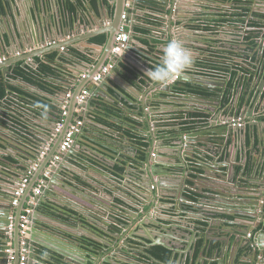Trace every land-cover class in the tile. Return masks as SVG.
<instances>
[{"label": "water", "instance_id": "1", "mask_svg": "<svg viewBox=\"0 0 264 264\" xmlns=\"http://www.w3.org/2000/svg\"><path fill=\"white\" fill-rule=\"evenodd\" d=\"M8 3V10H13L14 3L13 0H5ZM133 5L137 3L138 0H132ZM45 0H43V4ZM126 0H116V14L112 21H116L113 24V27H118L117 29H109V39L105 46H102L104 56L99 58L97 64L93 67H97L92 71L86 74V77L76 84V89L74 94L69 98L70 106L66 109V114L62 118H58L56 115H61L63 113L62 106L64 100L61 97L56 98L53 105H49V111L47 115H52L55 117V120L46 119L48 126L44 125L45 118L42 117L38 112L33 111L32 109L28 110L25 107H17V105L12 106L13 112H9L13 118L20 121L13 122L7 120V125L11 126V131L7 128H3L0 125V148L3 152L0 153V241L3 244L2 252L4 256L0 259V264H21V244L25 240V247L28 250V257L26 264H78L80 261L77 258L70 257L69 253L66 252V249H70L69 252H72L75 256L85 258V262L81 261V264H200V262L211 259L208 256L209 253H212L217 257L219 253L223 250L222 244L224 242L230 243L231 236L236 237H245V243L241 246L243 248V260H239L240 264H264V172L261 177L255 176L252 181H247L244 176V172L237 173L236 167L242 164H248L247 159L245 161L244 155L246 153L240 152L237 150L235 152L233 148V141L235 139L241 140L240 145L243 148V145L246 144V134L245 128L248 124H253L254 126H262L264 128V121H258L253 117H247V110L241 111L239 117H233L232 115L222 114L217 119L223 120V117L227 119L223 127H214L212 130L203 132L200 134V131L188 132L180 131L179 136H177V147H178V158L175 167L176 170L171 172L168 167L164 166L166 170L165 174H168L171 181V186L174 189H177V186L174 184L175 181L181 180V184L178 185L179 195L177 199H182L179 201V207L185 214L188 216L198 215V221L192 226L188 227H173L167 226L159 222V216H157L158 206L163 203L162 196L160 194L159 186L162 185V181L159 180L155 182L156 177L158 176L155 169L157 168L158 160L154 156H162L163 153L159 150H155L154 144L157 142V137L159 136V125L157 118H153V126L156 130L154 132L149 129L147 134L148 142H151V146L147 149V155L153 150V156L147 157L145 161L137 163V161L130 159L127 160L126 170L130 171L132 166H135V178H134V187L135 194L131 193L133 197L132 202L126 201L132 206L139 205L142 206V209L137 208L139 213L132 215L130 220L131 224L124 223L121 225V228L117 232L107 230L104 227L100 228L110 237L102 242V247L96 249L89 246V252H86L81 249L80 244L75 238L67 237L66 233H70L76 236V234L66 227H69L68 224L64 223L61 219H58L54 216L48 215L44 210L41 209V206L46 203L49 206H64L73 205L81 206V202H87L89 209H95V206L98 205V200L95 197V194L91 189L83 187L84 185L76 182H73L71 179V174L74 173V168L69 165L71 161L80 160L84 155H92V151L89 148H94L107 157L104 158L103 163L109 168L110 172H117V167L122 168L124 166V160L122 157H117L120 154V151L114 149L108 144H105L98 139H107L99 134L97 131L90 132L92 136L88 133V124L91 123V112L103 109V105L99 103L101 100L105 102H115V99L109 94L108 89V80L110 78V72L115 71L121 66V62L128 63L135 71L138 73V84L143 87L139 82V77H146L145 72L147 69L151 68L149 65L144 64L146 67L140 66L139 64L133 62L131 58L137 59L142 63H145L141 57H146V53L142 50L135 48L137 42H139L138 36L135 32V23L137 17L132 16L131 21V31L129 33V41L125 46L121 54L114 53L113 48L115 45V37L122 31L123 20L119 21L120 17L125 13V4ZM202 0H194L195 5L189 8L186 13H181V8L179 0H175V8L173 7L172 11L169 13V28L171 31L175 28L174 33L178 35V39L181 41L183 32L185 30L190 31L194 36L198 34H204L205 32L197 31L198 28L193 25L190 18H193L196 12L197 4L201 3ZM50 6V11H45V22L38 24V27L35 30L31 29V36L34 40L32 45L28 48L38 46L37 50H34L30 56L21 58L19 60H28L33 59L36 55H42L48 51L56 50L58 53H61V57H68L73 59V63L70 65L64 64L60 69L69 70L72 72L71 67H80L81 64L85 63V60L81 58L80 54L70 51V46L81 48L82 45H79L82 41L91 38L94 34L93 31L88 32L87 29L84 31V38H69L67 40V34L64 33L65 28H62L59 24L60 19L59 11L57 8V0H48ZM166 9L169 8V4L166 3ZM137 8V4L134 7ZM3 3L0 2V17L11 18L14 20V16L10 13L9 15H3L4 13ZM124 12V13H123ZM189 12V13H188ZM264 14V11H260ZM93 14L88 13V17L93 20ZM185 16L189 18L188 22H183L182 24H176L173 28V22ZM176 17V19H173ZM8 25V30L13 38H15L16 28L15 20L13 29L11 25ZM188 25V27H187ZM192 26V27H191ZM101 32V31H100ZM106 32V31H105ZM208 33V32H206ZM205 33V34H206ZM182 36L180 37V35ZM209 34V33H208ZM80 35H83L82 33ZM79 35V36H80ZM264 33H262V38L258 40V47L256 52L258 54V62L260 65L258 73L255 76V85L254 93L252 98V106L250 110H254V106L259 104L262 105L261 112H264ZM81 37V36H80ZM244 39V38H243ZM35 41H38L37 43ZM136 41V42H135ZM49 43V44H48ZM141 45H145L139 42ZM86 44H89L88 42ZM79 45V46H78ZM90 45V44H89ZM188 44L185 43L184 46L188 48ZM191 45V43H190ZM190 48V47H189ZM188 48V49H189ZM194 48V47H193ZM192 48V49H193ZM255 49V48H254ZM39 51V52H36ZM109 53V57H106V53ZM197 52V51H195ZM253 52V51H252ZM27 55V54H26ZM1 57V55H0ZM80 62H78V60ZM49 60V59H48ZM16 61V60H15ZM15 61H2L0 63V70L2 74L8 76V68H10ZM46 61V60H44ZM56 62V60H55ZM159 62V61H157ZM107 63H113L114 67L111 71L104 75L103 79L89 89V96L87 97L85 103L78 104V97L81 95L84 89H87L89 82L93 81V77L103 68ZM254 63V62H253ZM246 64H248L246 62ZM200 65L197 60L192 63L193 67ZM26 68V63L22 64ZM28 69V68H26ZM195 72V71H194ZM76 77H82V72H72ZM187 72H183L176 81H172L166 86H161L154 84L150 88V92L153 89H158L159 96L158 99L161 101L167 100V97H164L166 93H172V89L175 86L177 81H193V80H205L204 82L215 85L216 87H210L211 90L225 88L227 84V78H222L216 76L212 78L210 76L199 75L195 73L193 76L187 75ZM149 79V78H148ZM122 82L125 80L120 79ZM18 81H21L18 79ZM8 85L7 90L10 92L12 89ZM150 87V86H149ZM209 86L202 85L201 88L206 89ZM145 92H143L144 94ZM201 94L197 93V98L203 97ZM222 95V93L220 94ZM218 95V97H220ZM63 96V95H62ZM146 97V96H145ZM195 97V98H196ZM155 97H152L146 106H148ZM215 98V97H214ZM202 99V98H201ZM37 99H34V102ZM238 100V93L235 96L233 104H236ZM43 101V100H42ZM128 100H123V102ZM140 105H144L142 99H140ZM151 101V102H150ZM44 103V101H43ZM216 106H219L216 105ZM17 107V108H16ZM81 108L80 115L85 118L83 120V126L77 134H75L74 141L71 147L64 153L58 160H55V164L49 168L51 171L50 177L44 182L40 187V193L36 195L37 204L34 206L35 210L31 216V230L27 238H21L20 233V217L24 211L25 205L28 204V197L33 195L32 191L37 185V182L42 177L44 171L48 168L49 164L53 161L55 155L58 153L61 144L63 143L65 136L74 123V121L80 119L75 118V111L77 108ZM39 109V108H38ZM42 109H39V111ZM153 110V108H151ZM42 112V111H41ZM153 112V111H152ZM211 114L215 115V112L211 111ZM47 117V116H46ZM216 116H212V120L216 119ZM61 119V120H60ZM151 115L146 117L147 121H150ZM211 118H208V122ZM238 119H241L243 126H239L237 122ZM64 122H61V121ZM10 122H13L12 125ZM61 125V126H60ZM209 125V124H208ZM207 125V128L209 126ZM217 129V130H216ZM45 134V137L42 135ZM205 134V135H204ZM198 135H201V138H198ZM254 136L261 137L264 139V131L259 128V131L254 132ZM98 137V138H97ZM1 140H6L10 142V145H5ZM81 143H84L86 146H82ZM264 149V148H263ZM222 152L218 155V151ZM210 151L215 152V156L209 161L208 158L211 157ZM257 156L255 168L264 158L261 154H254ZM239 156L244 157V161L238 159ZM116 159V162L114 161ZM234 161V163H232ZM36 168L34 169V167ZM254 166V165H253ZM263 167V166H262ZM264 171V170H263ZM65 173L64 175L62 174ZM112 175V174H111ZM113 176V175H112ZM161 176V175H160ZM163 176V175H162ZM237 178L235 179V177ZM27 179L25 183L24 180ZM244 181L243 183H241ZM257 182L259 187L257 191L260 192V195L257 198V201L254 200L248 201L244 197H248L250 191L253 190V186ZM25 184V185H24ZM249 184V185H247ZM256 184V185H257ZM201 185V187L199 186ZM157 187V191H154ZM23 189V193L20 196V200L17 205H13V200L16 198V191ZM150 192L153 197L150 198L146 194ZM198 194L201 196L202 200H195L192 197H189L188 194ZM75 199L79 201L78 204L70 200ZM236 195L238 199H244L243 202L247 203V206L240 207L239 209L230 207V205L225 204L227 200L232 199V196ZM245 195V196H244ZM176 198V195H175ZM186 201L192 202L191 205H196L190 211ZM203 202L209 204L208 208L203 206ZM253 203V204H252ZM201 205V206H200ZM190 206V205H189ZM85 208V206H83ZM148 207V209H146ZM74 208V207H73ZM80 208V207H78ZM84 208H80V213L85 214V210L81 211ZM220 209L224 210V217H218L216 211ZM55 210V209H54ZM53 210V211H54ZM48 211L52 212V209ZM191 212L192 214H190ZM230 216L239 217L230 221ZM247 219V220H244ZM206 220V224L200 221ZM191 223V222H190ZM238 223H245L246 229H239L235 225ZM225 225H230V228H227ZM134 227V231H132ZM128 231H132L127 234ZM176 231L174 239L176 243L170 241L169 245L162 243L161 235L169 234V231ZM12 232V237H10L9 232ZM223 233H226L227 236H224ZM167 234V235H168ZM250 234V235H249ZM215 236V237H214ZM249 236V238H247ZM204 242L201 247H198L200 240ZM13 242V246L9 243ZM153 244H163L167 248L173 251L172 255L167 259L163 260L161 258H156L150 253V246ZM92 245V244H91ZM57 246L61 247L58 248ZM80 247V248H79ZM240 247V248H241ZM11 249L12 254L7 250ZM49 250L59 253L63 258L52 255L49 253ZM38 251V252H37ZM201 251V252H200ZM47 252L48 258L42 259V253ZM201 253V258L195 259L198 256V253ZM239 250H233L230 264H235V255L239 254ZM88 256H90L88 258ZM143 256L144 259H147L149 262L144 261L140 262L139 257ZM50 258V259H49ZM42 261V262H41ZM79 261V262H78ZM219 264H224L222 260L219 261Z\"/></svg>", "mask_w": 264, "mask_h": 264}, {"label": "crops", "instance_id": "2", "mask_svg": "<svg viewBox=\"0 0 264 264\" xmlns=\"http://www.w3.org/2000/svg\"><path fill=\"white\" fill-rule=\"evenodd\" d=\"M13 1H16V3H14L15 6L11 11L8 10V3L5 0H0V2H3V7L5 9L3 15H9V13L10 15L12 14L14 16L16 28H18V32L15 30V38H13L8 30L7 24H9V26L11 25V27L14 29V20L11 18L2 19L0 17V58H4L3 61L16 60L14 64L8 68V76H4L2 74L3 83L5 84V93L0 95V125L10 131L11 126L7 125V120H11L13 122L17 121L20 123L19 120L13 118L12 115L9 114V112H13V105H17L18 108L25 107L28 108V110L32 109L41 115L42 110L39 111V109L34 106L37 101H44L46 104L53 105V102H55L56 98L61 97L62 100H64L62 109H68L70 106L69 98L74 94L77 86L76 84L79 82L78 80L81 81L83 79L82 77L74 76L72 72H82V74H88L92 71V68L94 70L97 65L96 67L93 66L97 64L99 58L104 56L102 46H105L109 39V29L111 28L119 30L118 27H113V24L116 21L112 23L116 14V0H57V8L59 11L58 18L60 19L59 24H61L60 26L62 28H65L64 33L68 35L67 40H70L69 38H84V31L86 29L88 32L93 31L95 34L91 38L82 41L79 44L82 45L80 49L70 46V51H73L74 53L78 52L84 57L83 60H85V63L81 64L82 66L80 67H71V73V69L68 71H62L60 67H63L64 64L70 65V63H73L74 61L72 58L68 57H61L62 59L60 60L61 53H58L56 50L48 51L44 53L43 56L36 55L33 59L22 61L19 59L30 56V54H33L32 52L34 50L39 48L38 46L28 48L30 45H32V42H34V40L31 39V29L36 31L38 24L40 25V23L45 22L46 14L44 9L49 12L50 6H47L49 5L48 0H45V4H43V0ZM165 1L167 4H169V8L167 9ZM146 2L147 1L142 2L138 0V2L134 3L133 5L132 1L131 7H128L125 4V13H129L131 21H133L132 16L135 15L137 17V21L134 25L135 32L138 36L137 40L145 45H141L139 42H137L136 45L138 46H135V48L142 50L147 55L146 57H141L145 63H142L134 58L131 59L140 66L143 65V67H146L144 65L146 64L152 68L157 63H159L157 61H160L163 55V49L167 42L172 39L179 38L178 35L174 33V27L176 24L188 22L189 18L183 16L182 18H179L173 22L174 25L172 24V26L174 29L171 31L169 28V13L172 11L173 7L175 8V0H155L156 7L160 9L165 8V12L162 14L157 13V11L152 12L151 10L148 11L144 9L143 6H147ZM136 4L137 8L135 9L134 7ZM179 4L181 13L183 12L186 14L187 11H189L188 9L195 5L194 0H179ZM262 6H264V0H261L259 5L257 3V6L251 7L250 13L248 12V14L247 12L242 13L239 6L233 8L224 5V61L226 65L229 66L228 68L234 69V71L240 75V78L244 79L245 86L244 87L242 85L236 91V94L238 93L237 103L228 105V108L224 107V110H221V106H216L219 103L218 100H213L211 98L208 100L201 98L199 99L193 93H179L175 90V86L172 89V93L170 92L163 95L164 97H167V100L161 101V99L157 98V96L160 94L158 89H153V91L150 92V88H152L155 83L146 77H139V82L143 85V87H141L138 84V79H136L139 76L137 74L138 72L126 62H121V66L118 67L115 73L112 71L110 72V78L108 80V92L115 99V102H105L103 100H101V102L99 101V103L104 107L103 109H98L91 112V123L88 124V133L90 136H92V133L90 132L97 131L102 137L108 138L110 141L107 139L98 140L110 145L114 149L119 150L120 154L117 157H122L124 159L120 160V162H123L124 166L122 168L117 167L118 171L111 173L109 168L103 163L104 158L107 156L94 148H89L92 151V155H84V157H81L80 160L71 161L69 165L74 168V173H68L71 174V179L73 182L77 181L78 183L84 185L83 187L91 189L93 194H95L96 199H99V203L97 206H95V209H89L91 207H88V204L86 205L87 202L83 203L81 201V206L78 207L84 208L83 206H85V208L81 210H85L83 211L85 214H82L80 211H78L80 208L73 205H66V203L64 206L56 205L51 207L46 203L41 206L42 210L46 209L45 212L48 215L61 219L64 223L68 224L69 227L66 228L74 232L76 236L66 233L67 237L75 238L74 240L79 242L82 250L89 252V246L100 249L103 245L102 242L107 239L106 237H110L100 228V226L107 230L109 229L113 232H117L120 230L122 224H131V214L136 215L139 213L137 209L140 207L139 205L132 206L126 202H132L134 200L131 196V193L135 194L133 181L135 178L134 170L136 169L135 166H132V169L127 171L126 165H128L127 160H135L137 161V164L141 161H145L147 157L153 156L152 154L154 153V150L147 155V149L151 146V142H148L147 134L149 129H151L152 132L156 130V128L154 129L153 126V118H157V122L160 123L158 133L159 136L157 137L158 141L155 142L154 148L155 150H160L163 153L162 156H154L158 160L157 168L155 169L158 176L156 177L155 182H158L159 180L162 181V185L159 186V192L162 196H158V198H162L163 203L161 205H157L159 211L157 212V216H159L160 219L159 222L167 226H179L185 228L194 225L196 221H198L199 214L195 216H188L179 207V201L182 199L178 200L177 196L179 195L178 185L181 184V180L174 182V184L177 186V189L172 188L171 181L169 179L170 177L168 174H165L167 169L165 170L164 166L168 167L171 172L176 170L175 164L179 160L177 156L178 147L176 145L178 141L177 136H179L181 130L185 131V133H188V130L185 129V126L190 124L189 122H193L191 120L199 123H197L198 125L196 127L198 128L195 130L200 131V134L210 131L214 127H223L227 119L224 117L223 120L217 119L219 116H222V114L239 117V113H241L243 110L246 111V108H248L247 115L245 116L246 118L253 117L258 121H264V112H261L262 105L257 104L254 106V110H250V107L252 106L251 96H253L254 93L253 89L255 85V76L258 73V69L260 68V65L257 64V41L262 38V33H264V27L261 28L264 26V24L259 19H256L255 16L256 10H264L262 9L264 8ZM89 12L93 14V20L88 17ZM173 19H176V17H173ZM190 19L193 22V18ZM119 21H122V16L120 17ZM138 28L147 29V33L140 32ZM125 29L130 32L131 24H127ZM205 30L206 29L201 27L197 29V31L202 32H206ZM81 33L83 35H80ZM204 34L200 33L198 34V37ZM101 36L106 39L104 43L95 42L92 40L93 37ZM181 36L182 34L180 37ZM181 38L183 44L187 43L188 48L190 47L189 49L193 54V62L198 59V54L195 51H198L199 53L202 52V55H200L202 60L211 58L210 53L207 54L203 52L204 49L202 48H205V46L203 47V45H198L195 43L194 35L190 33L189 29L183 32V36ZM248 39L249 41L251 39L256 43L255 49L248 46ZM35 42L37 43L38 41ZM87 42L90 45L86 44ZM108 54L109 53L107 52L105 56L109 57ZM78 62L80 61L78 60ZM246 62L248 64H246ZM24 63H26V68L28 69L22 66ZM199 64H202V62ZM187 70V75H194V73L191 72V68H188ZM224 71L227 73L229 72L226 69H224ZM0 72L2 73L1 70ZM21 72L26 73V75L24 76V74ZM215 77L216 76H213L212 78ZM18 79L21 81H18ZM120 79L125 80L126 83L122 82ZM177 79L178 78H174L172 81H176ZM202 81L205 80L202 79ZM179 82L182 83L186 81ZM187 82L196 84L195 82H197V80ZM246 82L250 83L249 90H246ZM8 85H11L10 87L12 90L10 92L7 90ZM94 85L95 83L91 81L88 83L87 88L92 89ZM168 87L169 86L166 85L167 90ZM143 92L145 93L143 94ZM244 93L247 94L245 96L246 100H244L241 111L236 114L240 97ZM68 94L71 96L69 97ZM152 97H155L154 100L152 102L150 101L151 103L146 106V102H148L150 99L152 100ZM34 99L37 100L34 102ZM125 99L128 101L123 102ZM140 99L143 100L144 105H140ZM151 108H153V110H151ZM106 111L108 113H106ZM211 111L215 112L214 116H216V119L212 120L211 117L208 122V113L210 114ZM80 112L76 109L75 118L78 117L83 121L85 118L80 115ZM194 112L199 113L202 116H198L196 118L189 116ZM148 115H151L150 121L146 120ZM56 116L58 118H62V116L64 117L65 115L61 114ZM200 118H202V120H200ZM46 119L55 120V117L51 114L47 115L44 120V125L47 127L48 122ZM100 119L104 120V122H102ZM250 120L251 119H249V121ZM13 122L10 123L13 125ZM61 122L64 121L62 120ZM207 125L209 128H207ZM259 128L264 131L262 126L257 127L253 124L246 125L244 132L246 134V144L243 145V148L240 145L241 140L235 139L233 141V148L235 152L237 150L240 152V154L244 152L246 153V155H244L245 161L249 159V169H251V171L248 169V164H242L236 167L237 173L244 172V176L246 177L247 181H252L251 178L255 176L261 177L264 172L262 171L264 170V158L261 160L258 166L261 167L262 170H259L258 168L257 171V167L255 168L256 160L258 158L254 154L258 153L264 157V139L259 136H254V132L259 131ZM195 130L191 132H194ZM42 137H45V134H43ZM201 137V135H198V138ZM1 141L5 145L11 144L6 140ZM142 142L145 145L144 147H141L140 145ZM81 145L86 146L84 143H81ZM2 152L3 150L0 148V153ZM221 152L222 150H219L218 155ZM207 153H210L211 155V157L208 158L210 161L211 158L215 156V152L210 151ZM244 157L239 156L238 159L240 161H244ZM1 161L2 159H0V162ZM114 161L116 162V159ZM232 163H234V161ZM62 174L64 175L65 173L62 172ZM43 175L37 182V185L32 193H34L35 189L41 185ZM236 178L237 176L235 179ZM47 179L48 178H46V180ZM0 180L2 179L0 178ZM243 182L244 181L241 183ZM252 182H254V180ZM256 184L257 182H255L253 190L248 194L249 196L244 197L248 199V201L254 200L255 202L260 195V192L257 191V187H259V185ZM199 186L201 187V185ZM154 191H157V187H155ZM146 194L149 196V199L156 198L155 196L153 197L150 192ZM188 196L194 198L195 200H202L201 196L198 194L190 193ZM69 198L72 200V202L76 204L79 203V201L72 199L71 197ZM29 199L30 197H28V201ZM243 200L244 199L239 200L236 195H233L232 199L225 201V204L239 209L240 207L247 206V203L243 202ZM203 203V206L208 208L207 206H209V204H206V202ZM186 204L189 211L193 209V207H197V204L195 206L191 205L192 202L190 201H186ZM48 208L49 210L52 209V212L48 211ZM140 208L142 209V206ZM146 209H148V207H146ZM189 213L192 214L191 212ZM216 213H218V217H221V215L222 218L224 217L223 209L216 211ZM232 217H234V219L239 218L236 216H230V218ZM205 221L206 220L200 222H203L205 225H207ZM235 226L239 229H246L247 227L245 223H238ZM132 231H134V227ZM132 231L127 232L126 230L127 234L129 235ZM175 233L177 232L171 230L169 231V234L167 233L168 235L162 234L160 241H162V243L165 245H169L170 241L172 240L174 243H176L177 241L174 239ZM223 235L227 236L226 233H223ZM245 237H236L234 235L231 236V242L229 244L226 242L222 244L223 250L217 257L213 254V252L209 253L208 256L211 257V259L204 260L200 262V264H219L220 260H222L224 264H230L233 250L240 251L239 254L235 255V264H240L239 260H243L244 257V250L241 246L245 243ZM1 242L2 241H0V259L4 256V252H2L3 244ZM11 245L13 246L12 243ZM157 245L168 249L170 251V255H172L173 251L167 248L165 245ZM57 247L61 248L59 246ZM69 251V248L66 249V252L69 253L70 257L77 258L80 262H85V258L78 257V255L75 256ZM200 252L195 259L201 258ZM49 253L58 256L59 258H63L62 255L52 250H49ZM261 255H264V253L262 252ZM89 257L90 256H88V258ZM139 261H144L146 263L149 262L147 259H144L143 256L139 257ZM243 261H246V259ZM80 262L78 264H81ZM46 264L49 263L46 262Z\"/></svg>", "mask_w": 264, "mask_h": 264}, {"label": "built area", "instance_id": "3", "mask_svg": "<svg viewBox=\"0 0 264 264\" xmlns=\"http://www.w3.org/2000/svg\"><path fill=\"white\" fill-rule=\"evenodd\" d=\"M126 5L128 7H131L132 5V0H126ZM126 6V7H127ZM122 20H123V25H122V31L117 34V36L115 37V45L113 48V52L114 53H119L121 54L125 48V46L127 45L128 41H129V33L127 32V30L125 29V26H127V24L130 25L131 23V17H129V13H124L122 15ZM4 60V58H0V63ZM114 67L113 63H107L106 65L103 66V68L93 77V82L97 83L99 81H101L104 77V75L108 74L111 69ZM191 72H193L194 74L197 73L199 75H205V76H219L216 75L214 73H212V70H210L211 68L208 66H204L203 64H200L196 67H193L191 65ZM188 70H186L185 72H187ZM195 71V72H194ZM188 73V72H187ZM86 74L82 75V78H85ZM221 77V76H220ZM178 78V77H176ZM89 89H84L81 93V95L78 97V104H83L85 103L87 97L89 96ZM68 96L70 97L71 95L68 94ZM66 109L64 108L63 113L64 115L66 114ZM77 110L80 112L82 109L81 108H77ZM239 121L237 122V124L239 126H243V122L241 121V119H238ZM83 121L81 119H78L76 121H74V123L70 126L65 139L63 141V143L60 146V149L58 151V153L55 155L53 161L50 163V165L48 166V168L44 171V175L43 178L41 180V185H39V187H37L35 189V192L33 193V195L30 197L28 204L25 206L24 211L21 214L20 217V233H21V238L25 239L27 238V236L30 233L31 230V216L35 210V205L37 204L36 201V195H38L40 193V187L44 184V182L46 181V178H49L51 175V171L49 168H51L54 164H55V160H58L62 153L66 152L72 145L73 141H74V137L75 134H77L78 132H80L82 126H83ZM61 126V125H60ZM35 169V167H34ZM24 182H27V179L24 180ZM25 185V184H24ZM23 193V189H20L18 191H16V198L13 200V205H17L19 202V198L21 196V194ZM10 235H12V232H9ZM25 240H23L22 244H21V264H26V260L28 257V250L25 247ZM9 253L12 254V250L8 249L7 250Z\"/></svg>", "mask_w": 264, "mask_h": 264}, {"label": "trees", "instance_id": "4", "mask_svg": "<svg viewBox=\"0 0 264 264\" xmlns=\"http://www.w3.org/2000/svg\"><path fill=\"white\" fill-rule=\"evenodd\" d=\"M140 1H142V2L147 1L146 2L147 6H143V8L148 10V11L149 10H151L152 12H154V11L156 12L157 11V13H159V14H162L163 12H165V8L164 9H160V8L156 7L155 0H140ZM230 1H232L234 3H239V5H241V3H242L241 0H224V3H227V2H230ZM246 1H248L249 3L253 2V0H246ZM68 6H70V5H68ZM239 7L241 8L242 13H245V12H247V13L249 12L250 13L251 7H246V8H244L243 6H239ZM213 21H214L213 23H215V25L219 24V26H220V25L224 24V18H222V19L221 18L214 19ZM195 27L199 28L200 26H195ZM138 29H139L140 32L147 33V29H143V28H138ZM203 29H206V28L204 27ZM92 40H94L95 42H100V43H104L106 41V39L103 36H101V37H93ZM248 41H249V39H248ZM248 46L250 48L252 47L254 49L255 46H256V43L253 40L250 39V41L248 43ZM214 52H215V50H213L212 53H210V55H214ZM217 52H219V50ZM81 58L84 59L83 56H81ZM221 59H223V58H221ZM218 62H220V61H218ZM202 63L206 64V66H208V67L212 66V65H215V64L211 65V64L206 63V62H202ZM223 63H224V69L228 70L229 66L226 65L225 61ZM216 65H218V64H216ZM21 73H23L24 76L26 75V73H24V72H21ZM224 78H227V84H226V87L224 88L223 103H224V107L228 108V105L233 103V100H234V97H235V94H236V87L239 84L238 80L240 79V76H237V74H235L233 72L232 73L230 72V77H228V73L226 71H224ZM177 82L175 83V90L178 91L179 93H184V92H186V93H199V92L203 93L200 90V88L196 84H194L192 82H182V83H180L179 81H177ZM245 85H246V90H249L250 83L246 82ZM4 93H5V84L3 83V75L0 72V95H3ZM246 95H247L246 93L241 95L239 103H238V108L236 110V114H238L241 111L242 105L244 104V100H246V97H245ZM247 100H249V99H247ZM106 113H108V112L106 111ZM189 116H193L194 118H196V117L202 116V115L199 114V113H195L194 112V113L190 114ZM100 120L102 122H104V120H102V119H100ZM200 120H202V118H200ZM191 121H193V122H189L190 124L185 126V129L188 130V132H191V131L195 130L196 128H198L196 126L199 123L197 122L198 123L197 124L196 122H194V120H191ZM140 145H141V147L145 146L143 142ZM246 169H247V166H246ZM248 169H249V162H248ZM249 170L251 171V169H249ZM259 170H262V168L259 167ZM201 245H202V242L200 241L198 243V247H201ZM153 251L156 254L161 255L162 259H166V256L170 255V251L168 249L160 247V246H157L156 248H154ZM211 264H213V263H211Z\"/></svg>", "mask_w": 264, "mask_h": 264}, {"label": "flooded vegetation", "instance_id": "5", "mask_svg": "<svg viewBox=\"0 0 264 264\" xmlns=\"http://www.w3.org/2000/svg\"><path fill=\"white\" fill-rule=\"evenodd\" d=\"M1 1H3V0H1ZM241 1H243L241 3V5H239V3H234L232 1L224 3V0H202V2L200 4L199 3L197 4L196 16H199L198 14H204L203 16L207 20L206 22H209V25L207 24V25L202 27V28L205 27L206 28L205 31L208 32L209 34L205 32L206 34L201 35L200 37L194 36L195 43H197L198 45H203V47L205 46V48H202V49H204L203 50L204 53L209 54V53H212L213 50H215V52L220 50L221 51L220 54H222L220 58L224 59V31L222 30V29H224V25L221 28V25L219 26V24L215 25V23H213L214 19L224 18V9H225L224 5H227V6L233 7V8L234 7L236 8L238 6H243L244 8H246V7L257 6V3L259 5L261 0H256V1H253L251 3H249L246 0H241ZM262 7H264V6H262ZM262 9H264V8H262ZM260 11H264V10H261V9L256 10L255 18L259 19L264 24V14H262ZM211 23H213V24H211ZM263 27L264 26H262L261 28H263ZM217 53H219V52H217ZM197 54H198V57H200V55H202V52H200V53L198 52ZM229 220L233 221L234 217L229 218ZM225 226L227 228H230L229 227L230 225H225ZM201 242L203 243V239ZM157 246H158L157 244L151 245L150 246V253H152L151 255H153L159 259V258H161V255H158L153 251V249L156 248ZM170 256L171 255L166 256V259ZM163 260H165V259H163ZM154 264H156V263H154Z\"/></svg>", "mask_w": 264, "mask_h": 264}, {"label": "clouds", "instance_id": "6", "mask_svg": "<svg viewBox=\"0 0 264 264\" xmlns=\"http://www.w3.org/2000/svg\"><path fill=\"white\" fill-rule=\"evenodd\" d=\"M192 63L193 54L191 50L186 48L183 42L179 39H172L165 45L163 55L159 63L146 70L145 75L155 84L166 86L174 78L180 76L183 72L190 68ZM34 106L42 109L41 116L46 118L49 111V105L37 101ZM47 258L48 253H42V259Z\"/></svg>", "mask_w": 264, "mask_h": 264}, {"label": "rangeland", "instance_id": "7", "mask_svg": "<svg viewBox=\"0 0 264 264\" xmlns=\"http://www.w3.org/2000/svg\"><path fill=\"white\" fill-rule=\"evenodd\" d=\"M198 15L199 16H196L195 15L196 17L194 16V18H193V22L194 23L193 22L192 23L195 26H200L202 28L203 26H205L207 24L209 25V22H206L207 20L203 16L204 14H198ZM211 24H213V23H211ZM223 25H221V28H222ZM222 30L224 31V29H222ZM220 52H221L220 50H219V53L214 52V55H210L211 58H209L207 60H202V58L198 57L197 61L200 62V63L204 61V62H207V63H209L211 65L212 64H215V65L209 66L211 68L210 70H212V73H214L216 75H219V76H221L224 79V63H223L224 62V59H221L220 58L221 55H222V54H220ZM218 61H220V62H218ZM216 64H218V65H216ZM203 65L206 66V64H203ZM228 71H229L228 72V77H230V72L231 73L233 72V73L237 74V76H240L237 72L234 71V69H230L229 68ZM195 83L200 88V90L202 92H205L206 93V94H201L203 96V97H201L202 99L208 100L209 98H211L213 100H218V102L220 103L219 106H221V108H222L221 110H224V103H223L224 88L223 87L221 89H214V88H212L213 90H211L210 87H216V86L215 85H211L210 83H207V82H204V81H201V80H197V82H195ZM238 83L239 84L236 87V91L242 85L244 86V79L240 78L238 80ZM203 84L206 85V86H209V87L206 88V89H204V88L202 89L201 86ZM221 93H222V95H220ZM193 94H197V93H193ZM218 95H220V97H218ZM235 96H236V94H235ZM208 116H209V118H211L212 116H214V114H211V112H210V114L208 113ZM203 118H205V117H203ZM10 237H12V235H10ZM11 243H13V242H10L9 244L11 245Z\"/></svg>", "mask_w": 264, "mask_h": 264}, {"label": "bare ground", "instance_id": "8", "mask_svg": "<svg viewBox=\"0 0 264 264\" xmlns=\"http://www.w3.org/2000/svg\"><path fill=\"white\" fill-rule=\"evenodd\" d=\"M82 120V119H81Z\"/></svg>", "mask_w": 264, "mask_h": 264}]
</instances>
